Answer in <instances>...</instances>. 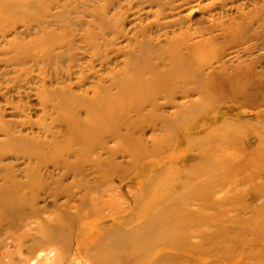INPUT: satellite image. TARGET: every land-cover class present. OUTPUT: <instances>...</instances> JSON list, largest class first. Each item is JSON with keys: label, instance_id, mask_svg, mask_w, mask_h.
<instances>
[{"label": "bare ground", "instance_id": "6f19581e", "mask_svg": "<svg viewBox=\"0 0 264 264\" xmlns=\"http://www.w3.org/2000/svg\"><path fill=\"white\" fill-rule=\"evenodd\" d=\"M67 1L35 0L15 12L29 18L21 36L17 24L0 31V166L12 170L22 160L38 172L44 153L61 143L65 163L82 165L85 177L101 173L93 178L98 190L102 180L134 166L136 154L152 151L155 158L141 160L122 191L141 182L133 202L149 195L157 205L140 213L176 216L170 226L208 220L206 211L225 202L217 197L229 184L223 168L239 161L222 151L239 142L253 153L264 146V130L249 129L264 114L253 98L264 81L253 62L233 60L254 35L243 32L247 13L225 20L228 0H109L112 8L97 11L85 0ZM115 109L124 114L114 116ZM178 125L184 140L176 137ZM164 136L175 150L160 158ZM130 138L139 142L131 149ZM105 167L111 170L101 172ZM129 235L120 234L114 247Z\"/></svg>", "mask_w": 264, "mask_h": 264}, {"label": "rangeland", "instance_id": "374dc122", "mask_svg": "<svg viewBox=\"0 0 264 264\" xmlns=\"http://www.w3.org/2000/svg\"><path fill=\"white\" fill-rule=\"evenodd\" d=\"M34 1L0 0V31L8 34L17 24L18 36H21L20 32L25 31L24 20L29 18L15 12L21 7L29 8ZM58 1L61 0H39L43 6ZM85 1L96 11L99 5L111 7L109 0ZM219 1L204 0L202 4L219 5ZM67 3L77 4L79 1L68 0ZM227 4L225 20L247 13L240 19L247 25L243 32L254 34L249 43L240 46L239 57L233 60L253 62L259 72L257 79L264 81V0H228ZM150 17L152 15L148 18L151 20ZM235 28L228 30L234 33ZM33 39L34 36H30L23 43ZM223 40L220 39L218 44ZM203 53L210 56L211 50L206 48ZM262 97L264 84L253 96L259 101L256 108L259 111H264ZM116 110L114 116L124 114V110L122 114ZM253 123L254 127L249 129L264 130V114ZM175 132L179 140H184V126L178 125ZM166 139L164 136L159 142L157 151H163L160 158L175 150L166 145ZM129 140L132 142H125L130 149L139 143L135 138ZM117 143L121 142L115 138L114 144ZM235 147L222 151L240 161L231 166L226 164L221 173L230 181L225 178L229 184L222 194L217 195L220 199L225 198L224 204L206 211L208 220L185 221L182 226H170L176 216L161 211L140 213L145 207L157 205L149 195L133 202L137 201L135 192L141 182L130 184L122 191L123 180L140 168L141 160L147 162L148 156L151 160L155 158L152 151L136 154L134 166L100 180L98 190H95L97 182L93 178L101 173L94 172L85 177L80 172L82 165L65 163L66 151L63 152L61 143L55 145L52 152L44 153L41 169L36 173L34 164L22 160L14 162L12 170L11 164H3L0 166V264H39L45 260H50L51 264H264V146L255 153L242 149L240 142ZM212 155L208 152L204 157L208 159ZM73 160L76 158H71ZM16 166L23 167V170ZM89 168L85 173H91L92 168ZM110 170L105 167L101 172ZM68 171L69 175L65 176ZM259 210H263L262 213ZM131 212L134 213L129 215ZM162 221L167 223L165 227L161 225ZM110 227L118 230L111 233ZM120 234H130L128 241L124 240L125 245L121 248L114 247ZM143 243L146 249L141 247ZM138 246L141 249L136 251Z\"/></svg>", "mask_w": 264, "mask_h": 264}]
</instances>
